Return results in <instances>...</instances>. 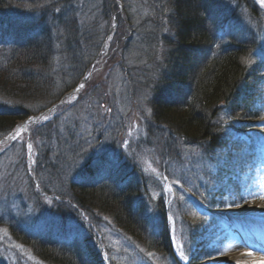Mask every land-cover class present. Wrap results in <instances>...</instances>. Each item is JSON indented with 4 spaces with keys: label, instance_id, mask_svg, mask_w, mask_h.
I'll use <instances>...</instances> for the list:
<instances>
[{
    "label": "rangeland",
    "instance_id": "374dc122",
    "mask_svg": "<svg viewBox=\"0 0 264 264\" xmlns=\"http://www.w3.org/2000/svg\"><path fill=\"white\" fill-rule=\"evenodd\" d=\"M221 1L236 14L235 29L258 39L248 58L252 63L247 64L260 70L259 93L253 101L258 119H243L232 114L231 103L223 104L213 121L217 139L209 140V145L185 140L156 122L151 85L159 75L167 40L173 37L169 1L72 0L68 6L74 8L83 36L78 41L79 57L61 66L67 75L56 90L58 99L46 107L35 104L36 112L26 121L41 115L49 119L30 121L15 139L8 135L0 140V215L9 206L39 230L90 236L105 264H186L175 251L169 214L174 218L176 242L191 257L188 264L212 262L244 245L234 228L240 216L228 215L255 211L264 202L259 199L264 193V64L256 54L264 44V7L252 0L258 8L253 16L240 0ZM97 151L119 154L123 171L135 176L149 209L162 199L172 255L141 248L110 217L86 213L70 200L69 181L78 178ZM177 179L203 202V208L198 209L189 193L174 184ZM237 188L249 201L243 207L235 206L243 201L231 194ZM249 192L256 197L254 202ZM181 195L183 201L178 199ZM1 257L9 264H49L10 239L2 227Z\"/></svg>",
    "mask_w": 264,
    "mask_h": 264
},
{
    "label": "trees",
    "instance_id": "16d2710c",
    "mask_svg": "<svg viewBox=\"0 0 264 264\" xmlns=\"http://www.w3.org/2000/svg\"><path fill=\"white\" fill-rule=\"evenodd\" d=\"M71 1L0 0V140L36 112L35 104L46 107L60 96L56 90L67 75L61 66L79 57L78 41L83 37L74 8L68 6ZM168 1L173 37L167 40L159 75L151 85L153 118L185 140L209 145L217 139L213 121L223 104L231 103L232 114L243 119L259 117L253 101L259 93L260 70L244 62L258 47V39L235 29L236 14L221 0ZM240 1L251 15L257 14L252 0ZM137 184L123 167L106 175L88 161L78 178L69 181L68 190L78 208L110 217L136 245L172 255L163 201L156 200L149 209ZM2 210L0 227L41 260L105 264L90 236L39 230L22 212L9 206ZM0 264L9 263L1 257Z\"/></svg>",
    "mask_w": 264,
    "mask_h": 264
},
{
    "label": "snow or ice",
    "instance_id": "6c2138e0",
    "mask_svg": "<svg viewBox=\"0 0 264 264\" xmlns=\"http://www.w3.org/2000/svg\"><path fill=\"white\" fill-rule=\"evenodd\" d=\"M259 4L264 7V0H258ZM60 9H56V11H59ZM220 26L223 27L224 26V23L223 21H220ZM259 57H260V63L261 64H264V44H262L258 50V52L256 53ZM244 62L246 64H251L252 61L245 58ZM84 87V84L81 83L79 85V88H83ZM105 112H111V109L110 108H105L104 109ZM49 117L46 116V115H41L40 117H30L29 120L30 121H40V120H48ZM264 119V118H262ZM25 125H21L18 129H17V135H19L23 130H25ZM16 137L14 136L13 139H15ZM27 148L29 151H31L32 149V144H27ZM94 156L95 158L92 159L91 161V164H92V167L95 168L97 170L98 173H102V174H106V175H111L115 172H118L121 167H122V160L120 159L119 157V154L118 153H115V152H105V151H97L94 153ZM163 180L164 181H167V177H163ZM174 184L176 185H179L180 186V189L181 191H187L189 193V198L192 200L193 204L198 208V209H201L203 208V202L201 200H198L194 195L191 194V190H185L183 189V185L180 183V180H175L174 181ZM167 190L169 192L172 191V185L169 184L167 185ZM198 190V189H197ZM233 195V197H236V196H239V199L241 201H243V204H235V200L233 201V204H235L236 207H243L245 205L248 204V200H245L244 199V194L237 188L235 190L232 191L231 193ZM201 195L203 196L204 194L201 193ZM248 195L252 198L253 202L255 201L256 197L253 196V194L251 192L248 193ZM208 196H213L214 198V194L209 192L208 193ZM178 199H180L181 201H183L185 199L184 195H181ZM205 199H207V196L205 197ZM259 199L261 200H264V193H261L259 195ZM233 204H229L228 206L229 207H232ZM193 215H195V213H193ZM167 223L168 225L170 226L169 227V232L171 234V238L173 240V242L176 244V248H175V251L179 257L180 260L186 262V264H188V262L190 261L191 257L186 254L185 250H184V246L182 243H177L176 242V237H175V222H174V218L171 214H169L167 216ZM214 251H217V252H220L221 249L219 248H216L214 249ZM226 251V249H225ZM262 251H264V249H262ZM248 255H252L251 252H248L247 253ZM108 257L105 256V259H107ZM236 264H240L239 261L236 262Z\"/></svg>",
    "mask_w": 264,
    "mask_h": 264
},
{
    "label": "bare ground",
    "instance_id": "6f19581e",
    "mask_svg": "<svg viewBox=\"0 0 264 264\" xmlns=\"http://www.w3.org/2000/svg\"><path fill=\"white\" fill-rule=\"evenodd\" d=\"M29 123L30 121H23L17 125L12 134L9 135L10 138L17 135V129L21 125H25L26 130ZM237 213L238 214L230 213L228 216L233 219L240 216L239 221L241 220V222H239V225H235L234 228L240 232L244 245H237L236 251L229 254L226 253L225 256L220 259L204 264H236L237 261H239L240 264H264V251H262V249H264V202L257 206L255 211L239 210ZM248 214H250L252 219L250 221L248 219ZM242 246H246L247 249H242ZM248 252H251L252 255H248Z\"/></svg>",
    "mask_w": 264,
    "mask_h": 264
},
{
    "label": "water",
    "instance_id": "95a60500",
    "mask_svg": "<svg viewBox=\"0 0 264 264\" xmlns=\"http://www.w3.org/2000/svg\"><path fill=\"white\" fill-rule=\"evenodd\" d=\"M84 79V78H83ZM83 79H82V82H83ZM80 85V84H79Z\"/></svg>",
    "mask_w": 264,
    "mask_h": 264
}]
</instances>
